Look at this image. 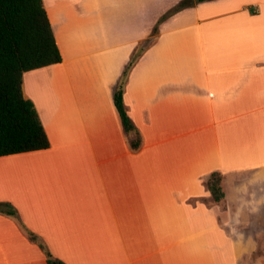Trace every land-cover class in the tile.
Returning <instances> with one entry per match:
<instances>
[{"label":"crops","instance_id":"crops-1","mask_svg":"<svg viewBox=\"0 0 264 264\" xmlns=\"http://www.w3.org/2000/svg\"><path fill=\"white\" fill-rule=\"evenodd\" d=\"M42 2L62 60L22 94L49 147L0 157V264H47L21 226L64 264H264V0Z\"/></svg>","mask_w":264,"mask_h":264},{"label":"trees","instance_id":"trees-1","mask_svg":"<svg viewBox=\"0 0 264 264\" xmlns=\"http://www.w3.org/2000/svg\"><path fill=\"white\" fill-rule=\"evenodd\" d=\"M198 2L212 0H197ZM184 2L181 6H184ZM157 28L153 29V34ZM144 49L137 48L130 57L113 92V104L123 131L133 135L129 140L137 150L141 139L127 114L123 93L127 77ZM61 55L42 0H0V157L45 150L49 141L38 113L22 94L25 72L58 64ZM222 176L213 172L206 179L212 203L223 199ZM0 214L15 218L17 211L9 203L0 202ZM24 230L29 241L35 243L46 257L47 264H64L52 256L47 246L35 234Z\"/></svg>","mask_w":264,"mask_h":264},{"label":"rangeland","instance_id":"rangeland-1","mask_svg":"<svg viewBox=\"0 0 264 264\" xmlns=\"http://www.w3.org/2000/svg\"><path fill=\"white\" fill-rule=\"evenodd\" d=\"M152 39L150 40H146L145 43L143 45H141L140 47H145L147 46L150 42H151Z\"/></svg>","mask_w":264,"mask_h":264}]
</instances>
